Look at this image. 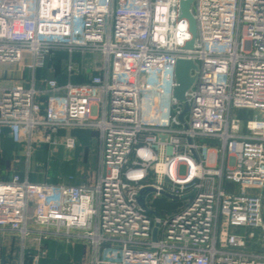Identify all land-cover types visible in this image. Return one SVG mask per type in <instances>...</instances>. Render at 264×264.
Instances as JSON below:
<instances>
[{"label": "built area", "instance_id": "built-area-1", "mask_svg": "<svg viewBox=\"0 0 264 264\" xmlns=\"http://www.w3.org/2000/svg\"><path fill=\"white\" fill-rule=\"evenodd\" d=\"M182 1L0 0V64L29 58L35 74L64 53L69 76L0 88V136L101 137L92 182L0 165V234L85 240L91 264H264V0H193L191 49ZM79 54L102 61L73 82ZM178 59L197 65L183 101ZM164 195L184 205L164 217L149 202Z\"/></svg>", "mask_w": 264, "mask_h": 264}, {"label": "rangeland", "instance_id": "rangeland-1", "mask_svg": "<svg viewBox=\"0 0 264 264\" xmlns=\"http://www.w3.org/2000/svg\"><path fill=\"white\" fill-rule=\"evenodd\" d=\"M74 57L76 68L79 69L81 75L79 76L76 69L71 77L73 82H79L78 78L83 80L98 73L94 65H100L101 55L98 54L97 60L93 62L89 56L79 54ZM57 59L48 60L45 68L40 70L39 76L55 77L59 83L63 84L69 79L67 56L59 53ZM29 62L28 58L17 65L21 64V67H24ZM17 65L0 64V73L3 69H7L8 73L17 76L21 73ZM8 83L10 82L0 79V88L8 87ZM236 115L242 119L253 116L247 111H237ZM56 134L61 138L66 135V132L60 130L54 132L53 136ZM71 135L75 141L72 147H68L61 139L57 145L45 141L41 131L35 133L30 141L27 139L14 140L10 133L6 132L0 136V165L8 173L20 172L25 177L29 173L31 180H36L39 175L41 179L44 178L53 184L92 182L99 168L100 132L97 128H92L75 130ZM149 199L154 211L164 217L173 214L184 205L183 199H172L165 195L153 200L150 196ZM51 240L54 239L42 242L29 240L23 244L16 233L0 234V264H91V248L87 241Z\"/></svg>", "mask_w": 264, "mask_h": 264}, {"label": "water", "instance_id": "water-1", "mask_svg": "<svg viewBox=\"0 0 264 264\" xmlns=\"http://www.w3.org/2000/svg\"><path fill=\"white\" fill-rule=\"evenodd\" d=\"M193 0H183L181 2V17L189 20L190 31L192 33V40L187 42L186 48H193L195 39H196V21L194 16L191 13V4ZM197 65L191 59H178L176 61L175 75L177 85L174 88V97L178 101H183L186 98L187 91L193 86L195 82V76L192 75V70L196 69ZM188 110V107L185 108L184 112ZM182 119V116L180 117ZM151 188H145L141 191L140 201H144V196L149 192Z\"/></svg>", "mask_w": 264, "mask_h": 264}, {"label": "crops", "instance_id": "crops-1", "mask_svg": "<svg viewBox=\"0 0 264 264\" xmlns=\"http://www.w3.org/2000/svg\"><path fill=\"white\" fill-rule=\"evenodd\" d=\"M1 64H4V63H1ZM10 64L15 66L19 63H10ZM17 66L20 68L19 70L21 72L17 76H13L10 73H8L7 69H3V71L0 73V79H2L3 81L7 80L10 82V83H8L9 84L8 87L13 86L15 84H18V82L19 83L21 82L22 84L28 86L32 83L33 79H35L36 85L38 87H40L41 86V80L44 78H47V77H40L39 76L40 69L36 70V72L34 74L30 69L21 67V64H20V66L19 65H17ZM18 67H17V69H18ZM17 79H19V81ZM24 79H26V81H24ZM78 79H80V78H78ZM20 80H22V81H20ZM6 132L9 133V130L6 129L4 133H6ZM1 169H2V176L4 178H8L13 172V171H11L8 173V172H5V170H3L2 167H1ZM43 180H44V178L40 179L39 181H43ZM58 239H64V238H56L54 240H58ZM54 240H51V241H54ZM76 241H79V240H76Z\"/></svg>", "mask_w": 264, "mask_h": 264}, {"label": "trees", "instance_id": "trees-1", "mask_svg": "<svg viewBox=\"0 0 264 264\" xmlns=\"http://www.w3.org/2000/svg\"><path fill=\"white\" fill-rule=\"evenodd\" d=\"M55 58L57 59V56H55ZM55 58H53V59H55ZM53 59H52V60H53ZM57 60H58V59H57ZM40 70H41V69H40ZM80 75H81V74H80ZM80 75H79V76H80ZM77 80H78V79H77ZM79 81H82V80L79 79ZM37 177H38V178H37L36 180H33V181H39V180L41 179V176L38 175Z\"/></svg>", "mask_w": 264, "mask_h": 264}]
</instances>
